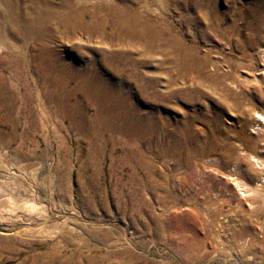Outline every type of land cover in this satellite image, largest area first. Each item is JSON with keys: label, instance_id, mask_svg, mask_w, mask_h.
Here are the masks:
<instances>
[{"label": "rangeland", "instance_id": "obj_1", "mask_svg": "<svg viewBox=\"0 0 264 264\" xmlns=\"http://www.w3.org/2000/svg\"><path fill=\"white\" fill-rule=\"evenodd\" d=\"M197 1L119 0L156 31L50 43L82 65L101 58L126 110L158 111L178 148L194 139L206 151L192 161L159 155L152 133L102 126L92 98L71 99L68 115L47 98L55 87L27 73L36 38L0 42V264H119L126 249L159 264H264V0H206L210 11ZM169 22L191 48L184 67L162 61L151 38L166 45ZM120 101H108L119 124Z\"/></svg>", "mask_w": 264, "mask_h": 264}, {"label": "bare ground", "instance_id": "obj_2", "mask_svg": "<svg viewBox=\"0 0 264 264\" xmlns=\"http://www.w3.org/2000/svg\"><path fill=\"white\" fill-rule=\"evenodd\" d=\"M118 1L23 0L18 2V0H14V2H12V0H2L1 4L4 13L0 18V42L7 44L6 40L8 37L36 38L39 47H37V52L33 55L35 65L33 64V66H31L33 68L30 67L27 73L36 75V78L38 77L43 82L49 84V86L52 85L55 87L56 91L53 92L51 89L52 91L48 94L47 98L50 101L62 104L64 108L67 109L68 115H74L75 106H77L76 101L81 102L84 98H92L91 100H94V102L97 103V101H99L105 105L104 108L97 109L96 116L93 118L94 120L101 122V125H104L108 129L124 132L128 135H135L138 140L147 139L149 136L148 134L152 133V135L159 139L156 141L155 146L158 148L159 155L164 158L169 156L176 157L179 154H184L186 160L192 161L198 155H204L206 151L196 146V140L194 139L191 142L189 141V144L185 139L182 144L180 143L184 149L181 150L182 148H178L179 145L176 146L177 143L175 139L177 141H179V139L175 136L176 134H174V132L165 129L164 125L161 124L160 121L162 116L158 111L152 109L149 110L150 112L143 113L141 109L138 110L136 107L126 110L130 105L120 101V99L125 100L129 98V96L118 90L112 77L105 74V71L108 72V68L102 65L101 58L96 59L90 57L87 60L88 63L82 65L77 63L76 60H69L66 57H62L58 49L51 47V42L62 37H80L85 34L90 37L95 36L109 39V36L113 33L122 36H131L133 34H144L143 36H146L156 31V23L152 21L153 18L144 14L139 7H136L135 3L131 5L126 2L120 3ZM205 3L206 0H198L196 6L202 10L210 11L204 8ZM143 6L148 7L145 4H143ZM109 19H113L111 26L108 25ZM171 22L168 23L170 32L166 33L167 35L162 39L166 41V45L162 44V41L158 39L161 36L158 31V33L151 38H153V43L156 44V52L161 53L163 51L166 53H163L165 54V58L162 61L165 63L169 62L172 65L179 64L180 67H184L190 56L191 48L188 46L186 39L177 33L174 24ZM24 61H27L26 57ZM165 67L167 66L163 65V68ZM21 70L20 66L11 67L10 74L14 78H20ZM75 97L76 101H72L71 99ZM110 99H119L120 102L114 104L117 106L115 108L121 111V105L123 111H126L122 112V119H120L122 123L120 124L115 122V119L113 120L108 117V113L111 112L109 111L108 103ZM131 119L136 120L134 125L130 121ZM160 127L164 130L163 132L160 130ZM244 133L245 130L242 131V134ZM245 138L248 137L244 136V139ZM138 149V162H146L143 152L140 148ZM235 150L233 146H229L226 149L225 153L228 157V161L234 157ZM140 153H142V155H140ZM244 194H246L245 191ZM242 236V232L237 233V237ZM245 251L246 250H244V252ZM125 252L129 255L128 259L121 257L122 255L120 252L117 253V255L115 254L116 256L121 255L119 264H159L158 262L155 263L150 260H145L144 257L138 256L129 249H126ZM244 252L239 251L238 253H240V255H245L246 253ZM55 255L58 256L59 254L54 253L53 258H55ZM51 262L53 261L51 260ZM66 262L72 263L71 259H69L64 262L61 261V264ZM108 264H113V262ZM240 264H248V262L243 258Z\"/></svg>", "mask_w": 264, "mask_h": 264}]
</instances>
